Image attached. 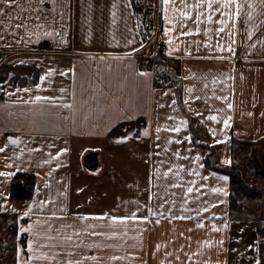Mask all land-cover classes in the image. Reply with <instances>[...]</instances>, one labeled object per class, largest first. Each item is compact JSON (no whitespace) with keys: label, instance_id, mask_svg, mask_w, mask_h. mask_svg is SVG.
Returning <instances> with one entry per match:
<instances>
[{"label":"crops","instance_id":"obj_1","mask_svg":"<svg viewBox=\"0 0 264 264\" xmlns=\"http://www.w3.org/2000/svg\"><path fill=\"white\" fill-rule=\"evenodd\" d=\"M198 2L187 0L192 17L170 7L165 20L161 0V88L142 67L135 0H0V66L36 76L0 82V173H11L0 175V264L259 258L257 224L237 218L230 178L215 168L235 169L264 146V0H238L239 18L231 0L223 25ZM18 173L35 177L30 199L11 198Z\"/></svg>","mask_w":264,"mask_h":264},{"label":"snow or ice","instance_id":"obj_2","mask_svg":"<svg viewBox=\"0 0 264 264\" xmlns=\"http://www.w3.org/2000/svg\"><path fill=\"white\" fill-rule=\"evenodd\" d=\"M3 2L7 6L11 7L12 4H13V2H14V0H3ZM43 3H44V0H40V4L42 5ZM53 3H55V0H53ZM162 3L164 5V18H165V20L168 19L167 13H168V10H169L170 7H171V9H172L173 12H176V13L180 14L184 18H190L193 15V13L191 11H188L187 10L188 9L187 0H180V3H181V7L180 8H177L174 4H172V0H162ZM214 4H217L218 6L214 7ZM205 6H206L207 11H208L207 20L209 21V23H211L212 20H213L214 13H216V12H222V9H228V8L231 7V0H199L198 3L193 4L191 7L193 9H200L202 7H205ZM235 7H236V16H237V18H239V15H240V12H239L240 4H239L238 0H237V3H236V6ZM113 9H115V5H113ZM0 10H2V9H0ZM231 15H232L231 12L223 11L222 12V18L219 21L220 24L223 25V24L226 23V21L223 19L224 16H227V17L230 18ZM113 16H115V11H113ZM202 16H203V13L202 12H197V14H196V22L197 23L200 22ZM40 19H41L40 16L37 15L36 16V20L39 21ZM173 23H175V21H173ZM194 30L196 32H199L200 31V29L198 27L195 28ZM168 31H171V29H169ZM189 31H191V30H189ZM180 34L181 35H186L187 33H185V32L182 31ZM29 35H31V33H29ZM172 39H173L172 37L169 38V43L170 44H171ZM133 51H135V49ZM169 54H171V49L169 50ZM49 71H52V70L50 69ZM141 74L142 75H148L147 72H143ZM41 79H44V78L42 77ZM37 87H40V85H37ZM165 94H167V93H165ZM41 99H43V97L36 96V100H41ZM221 99H225V97H221ZM173 103H175V101H173ZM65 106L68 107L70 105H65ZM228 107L229 108H232L233 105L232 104H228ZM211 119L215 120V119H217V117L212 116ZM227 122L228 121L226 120L225 121V125H227ZM186 125H187V122L186 121H182L181 126H186ZM160 130L161 129L159 127H157L156 131L159 132ZM170 131L179 132L180 131V128H173V129H170ZM145 135H148L147 130H145ZM157 138H159V137H157ZM121 139L122 140L123 139H126V137H121ZM189 139H190V137H189ZM12 143L13 144H16V143H19V141L16 140V139H13L12 140ZM7 147H8V145L5 144L3 147H0V151H4ZM64 151H67V149H61L60 150V152H64ZM60 152L56 153V155L59 156L60 155ZM177 155H179V153H177ZM197 160H199V156H197ZM226 162L227 163H231V160L229 159ZM57 166H59V165H57ZM179 167L180 168H183L184 165H179ZM201 167H202V165H201ZM170 171H171V169H169V172ZM191 171L195 175H200V173L196 172L195 169H192ZM0 175L10 176L11 173H9V172H3V173H0ZM223 179L227 180L228 177L225 176V177H223ZM193 190L194 189H193L192 186H189L187 188V192H189V193L193 192ZM211 190H212V192H223L224 191V189L223 188H220V187H215V188H212ZM225 194H227V193H225ZM4 195H6V193H0V197H2ZM4 203H7V201H4ZM205 211H207V209H205ZM27 214H28L27 212L24 213V215H27ZM102 215L103 216H107L108 214L107 213H103ZM86 218L87 217H82V219H86ZM133 218H135V217H133ZM126 219H128V217H125V216H111V220H113V221L126 220ZM142 219L147 220L148 217L147 216H144V217H142ZM200 226L202 227L203 225L201 224ZM225 227H227V225H225ZM21 230H23V229H21ZM93 234L95 235L96 233H93ZM101 235H103V233H101ZM69 239H70V237H69ZM205 243L206 244H210L211 242L210 241H205ZM157 247H159V245ZM29 249L31 250V242L29 243ZM42 255H44V254L42 253ZM52 259H55V257H53ZM93 259H96V258L93 257ZM112 259L115 260V259H118V257H112ZM21 264H23V262H21ZM66 264H81V262L80 261H76V260L69 259V260L66 261ZM207 264H211V261H208ZM216 264H219V261H217ZM254 264H261V259L257 258L254 261Z\"/></svg>","mask_w":264,"mask_h":264},{"label":"trees","instance_id":"obj_3","mask_svg":"<svg viewBox=\"0 0 264 264\" xmlns=\"http://www.w3.org/2000/svg\"><path fill=\"white\" fill-rule=\"evenodd\" d=\"M8 69L9 67H2L0 66V79L8 78ZM12 72L14 73L9 79L12 82L15 79H18L20 76H23V79L26 77H32L33 79L36 78L35 72L28 66H18L12 68ZM34 72V76L33 75ZM27 79V78H26ZM2 81V80H1ZM121 132L119 129H116L114 133ZM248 160V159H247ZM254 163L250 165V167L254 170L255 175L253 176L254 182H261L264 179V168L260 165L259 162L253 160ZM215 169L224 172L230 178V189H231V207L235 210H239L237 208L238 201L244 197L248 198H260L261 192L253 187L247 186L241 179L238 178V174L235 169L233 168H219L216 167ZM35 184V177L32 174L27 173H18L11 184V197L22 198V199H30L32 195V191L34 189ZM237 205V206H236ZM257 233L260 238H264V229H261L258 226ZM264 248V244L259 246V250Z\"/></svg>","mask_w":264,"mask_h":264},{"label":"built area","instance_id":"obj_4","mask_svg":"<svg viewBox=\"0 0 264 264\" xmlns=\"http://www.w3.org/2000/svg\"><path fill=\"white\" fill-rule=\"evenodd\" d=\"M141 16V30L144 43L141 50H148L144 59L146 69L154 75L155 84L164 87L168 75L163 66L166 56L164 42L165 26L161 17V0H135Z\"/></svg>","mask_w":264,"mask_h":264},{"label":"rangeland","instance_id":"obj_5","mask_svg":"<svg viewBox=\"0 0 264 264\" xmlns=\"http://www.w3.org/2000/svg\"><path fill=\"white\" fill-rule=\"evenodd\" d=\"M148 50H140V52L143 55L142 58V67L146 69V66L144 65V59L147 58L149 55L147 54ZM1 74V73H0ZM14 73L9 72L7 73L8 78H10ZM8 78L0 79V82L9 81ZM2 80V81H1ZM168 85V84H167ZM166 85V86H167ZM156 86H158L156 84ZM164 86V87H166ZM161 87V86H158ZM161 87V88H164ZM253 151H251V158L247 160V162L240 163L241 166H238L235 168L237 172V176L239 179H241L247 186L253 187L258 189L262 194L260 198H248L244 197L238 201L239 210H235V215L237 218L242 219H249L253 220L261 229H264V179L261 182H254L253 176L255 175L254 170L250 167L252 163H254L253 160H256L260 163V165L264 168V146H257L255 148H252ZM12 198V197H11ZM259 236V235H258ZM260 238V237H259ZM260 245L264 244V238H260ZM259 259H261V264H264V248L260 250L259 253Z\"/></svg>","mask_w":264,"mask_h":264}]
</instances>
